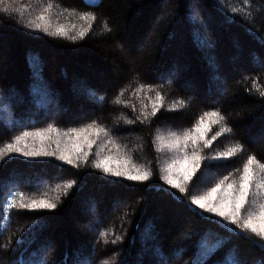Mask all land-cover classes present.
<instances>
[{
	"label": "trees",
	"instance_id": "trees-1",
	"mask_svg": "<svg viewBox=\"0 0 264 264\" xmlns=\"http://www.w3.org/2000/svg\"><path fill=\"white\" fill-rule=\"evenodd\" d=\"M7 3L13 11L0 12V149L28 132L33 135L17 147L63 151L75 163L17 152L0 158V264H162L174 254L182 255L177 264H264V237L191 203L224 176L238 180L249 155L264 164V0ZM88 14L95 21L81 18ZM90 24L83 38H68ZM59 29L68 36L52 35ZM157 92L164 108L141 123L137 117L151 112ZM47 95L59 116L43 108ZM178 100L184 106L170 110ZM212 111L225 119L207 138L221 125L232 131L202 154L214 156L236 143L243 151L202 162L181 193L162 179L169 154L158 150L156 137L190 129ZM93 122L110 135L91 137V149H82L87 160H76L73 148L82 141L64 134ZM108 156L112 169L135 166L151 175L134 181L94 167ZM253 167L255 181L264 182V170ZM207 172L214 176L202 184ZM260 193L254 182L242 210L254 222L264 204V189ZM33 201L55 208L21 207ZM147 238L153 240L147 244ZM146 245H152L148 253Z\"/></svg>",
	"mask_w": 264,
	"mask_h": 264
},
{
	"label": "snow or ice",
	"instance_id": "snow-or-ice-1",
	"mask_svg": "<svg viewBox=\"0 0 264 264\" xmlns=\"http://www.w3.org/2000/svg\"><path fill=\"white\" fill-rule=\"evenodd\" d=\"M0 3L5 4L4 7L0 8V12L10 13L13 11L11 3H7V0H0ZM49 7H51V5H49ZM81 18H86L90 21H95L96 19L95 16L90 14ZM40 19H43V17H40ZM105 27L107 28V25ZM35 28L36 30H40V25L36 24ZM90 28L91 24L89 25V28L79 31L76 35L72 36H68L67 32L63 29H59L57 32L52 33V35L68 36L69 39L76 40L77 38H83ZM43 30L47 32V28ZM149 91H152V89H149ZM121 95H123V93H121ZM261 95L264 96V92H261ZM115 103L119 104L121 101L117 99ZM183 106L184 102L182 100H178L172 104L170 110ZM161 108H164V97L157 92L155 101L152 104L151 112L142 110L140 116L137 117V120L144 123V121L149 120L150 117H155ZM224 119V116L220 115L219 112H205L190 129H185L180 133L169 131L166 135L163 133L157 135L156 139L160 143V148L158 150L167 149L170 152L175 151L177 153L175 158L172 159L171 162L168 163L162 170L165 173L162 179H164L168 185L172 188L178 189L181 193H185V184H187L196 172L200 170L202 162L206 160L220 161L223 159H229L243 151L242 145L236 143L235 146L230 147L227 151L219 152L214 156L202 154L204 149L212 146V142L217 137L231 133V128L221 125L215 135L212 136L211 140L207 138V133L211 131V126L214 124H220ZM127 123L132 124L133 121L129 120ZM46 131L54 132L56 130L49 128ZM30 135L33 134L24 132L21 136H17L15 138L14 144L10 143L6 145L5 148L0 149V158H2L5 154L12 152L20 153L26 157L57 156L56 152H47L43 148L40 150L24 151L20 147L16 146ZM34 135L43 137L44 134L35 133ZM64 135L74 138L76 141H82V143H76L74 145L73 152L75 153L76 160H87L89 152H82V149L85 145L89 150L91 149L92 145L95 143V139H92L91 137H109L110 134L107 129L100 127L93 122L85 128L72 129L69 133H65ZM108 143H112L111 139L108 140ZM190 146L192 149L191 152L188 151ZM25 147H27V145H25ZM57 158L69 164L75 163L72 155L65 154L63 151L59 153ZM112 160L113 157L111 156L98 159L94 163V167L110 175L117 177L122 176L128 180L134 181H146L151 175L149 171H141L140 169L135 168V166H133L132 171H129L127 167H125L123 171L120 170V168L112 169L109 166V163ZM254 165L264 170V164L257 161L254 156L249 155L246 162L243 164L238 180L232 179L230 181L229 176H224L223 179H220L215 186L211 187L204 195L192 197L191 203L207 212L214 213L215 215L228 220L231 224L237 225L242 230L250 229L252 233L264 237V204L260 205L258 213L261 221L259 230L254 223V216L252 214H248L247 216L242 215V210L245 209L246 204L249 202L254 182L256 183L258 194H262L260 193V190L264 189V182L255 181ZM207 167L212 168L214 165L208 164ZM132 172L135 174H132ZM202 183H209L208 178L203 177V174ZM71 186V184L66 185L68 188H71ZM21 207L55 208V204L44 201L37 204L36 201H33L28 205L21 204Z\"/></svg>",
	"mask_w": 264,
	"mask_h": 264
},
{
	"label": "rangeland",
	"instance_id": "rangeland-1",
	"mask_svg": "<svg viewBox=\"0 0 264 264\" xmlns=\"http://www.w3.org/2000/svg\"><path fill=\"white\" fill-rule=\"evenodd\" d=\"M87 2H89V3H92V4H96V3H98L99 2V0H86ZM89 95L91 96V98L93 99V95L91 94V93H89ZM11 96H9V97H7L8 98V100L7 101H10L11 100V98H10ZM14 99V98H13ZM43 100V102L47 105V106H44L43 108H45V110H46V112H48V113H50L52 116H59L60 115V110H59V107H58V104L54 101V99H51V98H49V96L47 95V97H45V98H43L42 99ZM16 102V101H15ZM17 103V102H16ZM4 105H3V103L1 104V106L0 107H3ZM31 114H29L28 116H26V120H28L30 117ZM0 123H2L1 122V116H0ZM19 124H20V122H18V123H16V125H18L19 126ZM166 153L167 154H169V162H165V164L167 165L168 163H170L171 162V160L172 159H174L175 158V156L177 155V153L175 152V151H168V150H166ZM113 165V164H112ZM115 166H116V164H114ZM214 176V174H212L211 172H207L206 174H205V177H207L208 178V180H210L212 177ZM20 182V180L19 181H14L13 183H10V184H8L7 185V187L8 188H10V186H12L13 184H17V183H19ZM42 183H39L38 185L40 186ZM202 184H205V183H202ZM120 205H118L117 206V210L118 209H120ZM117 210L116 211H114L113 212V214L115 215L116 213H117ZM256 221L254 222L256 225H257V229H259V227H260V224H261V221H260V219H259V216H257L256 217ZM94 221H95V225H98V224H100V222H101V219H100V216H99V213H97V211H95L94 210ZM94 230V226H91L90 228H88V231L89 232H92ZM148 240H153V239H150V238H147V244H148ZM151 248H152V245H149V246H144V248H143V251H144V253L145 252H149V251H151ZM159 251V250H158ZM158 251H156L157 253H158ZM43 252V254L44 253H46V249H43V251H41V253ZM48 252V251H47ZM159 254V253H158ZM157 255V254H156ZM155 255V256H156ZM37 256H39L40 257V253L37 255ZM41 256H42V254H41ZM157 256H160V254L159 255H157ZM38 257V258H39ZM182 257V255H177V254H174L171 258H169L167 261L166 260H163V262H162V264H177L178 262H179V260H180V258ZM91 258H85V262L86 261H89ZM84 262V263H85Z\"/></svg>",
	"mask_w": 264,
	"mask_h": 264
}]
</instances>
